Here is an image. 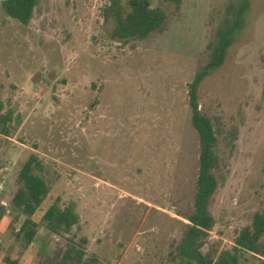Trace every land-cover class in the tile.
Instances as JSON below:
<instances>
[{
	"label": "rangeland",
	"instance_id": "rangeland-1",
	"mask_svg": "<svg viewBox=\"0 0 264 264\" xmlns=\"http://www.w3.org/2000/svg\"><path fill=\"white\" fill-rule=\"evenodd\" d=\"M108 3L39 0L27 25L0 6V102L13 118L0 134V181L13 183L31 154L40 159L49 191L31 248L44 249L45 264L82 239L96 264H187L177 248L199 166L189 84L237 0H152L166 10L164 27L127 40L112 37ZM232 37L197 89L217 137L215 223L202 248L213 257L264 211V0H249ZM53 202L78 215L63 236L40 221ZM24 219L0 190L2 249L22 250L11 229ZM240 264H264V255L243 252Z\"/></svg>",
	"mask_w": 264,
	"mask_h": 264
},
{
	"label": "trees",
	"instance_id": "trees-1",
	"mask_svg": "<svg viewBox=\"0 0 264 264\" xmlns=\"http://www.w3.org/2000/svg\"><path fill=\"white\" fill-rule=\"evenodd\" d=\"M39 0H2L1 10L9 18L27 25L33 17ZM182 0H163L178 6ZM233 19L217 32L216 40L208 45L209 60L193 77L189 84V105L191 123L198 134L199 166L196 180V192L193 209L186 216L188 220L186 232L178 245L177 254L187 264H240L243 252L264 255V211L253 215L251 222L234 232L232 245L222 249L216 257L202 251L208 232L213 228L215 220L210 212V204L218 187L216 169L218 156L215 152L217 137L208 116L199 108L197 89L203 78L212 70L219 68L225 60L227 50L232 43L234 32L244 22L249 8V0H237L234 6ZM105 20L111 25L112 37L116 40L131 38L142 39L151 33L161 30L166 22V10L162 6L153 7L152 0H109L104 9ZM12 113L3 111L0 102V134L8 136L12 128ZM42 163L37 155L31 154L21 165L13 183L4 189L6 203L25 219L16 231L11 234L22 250L35 242L39 223L34 219L37 210L42 206L49 187L41 176ZM41 223L54 235L68 234L78 222V215L71 207H60L53 202L44 210ZM71 241L54 264H96L94 258H84L83 245ZM12 264V262H9Z\"/></svg>",
	"mask_w": 264,
	"mask_h": 264
},
{
	"label": "crops",
	"instance_id": "crops-1",
	"mask_svg": "<svg viewBox=\"0 0 264 264\" xmlns=\"http://www.w3.org/2000/svg\"><path fill=\"white\" fill-rule=\"evenodd\" d=\"M2 241L3 239L0 236V264H10L9 262H12V264H45L44 249L33 251L31 248L33 244L20 251H17L16 247L12 248L11 245H7L6 249H2Z\"/></svg>",
	"mask_w": 264,
	"mask_h": 264
},
{
	"label": "built area",
	"instance_id": "built-area-1",
	"mask_svg": "<svg viewBox=\"0 0 264 264\" xmlns=\"http://www.w3.org/2000/svg\"><path fill=\"white\" fill-rule=\"evenodd\" d=\"M5 169H6V168H5ZM2 189H5V188H4L3 182L0 181V190H2Z\"/></svg>",
	"mask_w": 264,
	"mask_h": 264
}]
</instances>
